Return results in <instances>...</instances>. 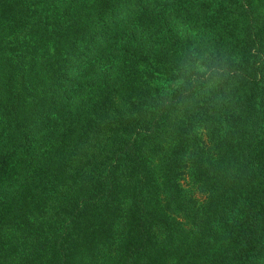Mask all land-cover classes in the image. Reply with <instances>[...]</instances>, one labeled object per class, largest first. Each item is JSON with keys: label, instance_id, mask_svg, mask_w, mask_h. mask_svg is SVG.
<instances>
[{"label": "trees", "instance_id": "obj_1", "mask_svg": "<svg viewBox=\"0 0 264 264\" xmlns=\"http://www.w3.org/2000/svg\"><path fill=\"white\" fill-rule=\"evenodd\" d=\"M259 1L0 0V264H264Z\"/></svg>", "mask_w": 264, "mask_h": 264}, {"label": "rangeland", "instance_id": "obj_2", "mask_svg": "<svg viewBox=\"0 0 264 264\" xmlns=\"http://www.w3.org/2000/svg\"><path fill=\"white\" fill-rule=\"evenodd\" d=\"M259 7H262L260 9L264 11V1L263 2L261 0L259 1ZM263 18H264V14H263Z\"/></svg>", "mask_w": 264, "mask_h": 264}]
</instances>
